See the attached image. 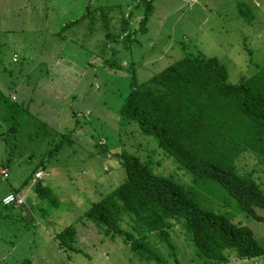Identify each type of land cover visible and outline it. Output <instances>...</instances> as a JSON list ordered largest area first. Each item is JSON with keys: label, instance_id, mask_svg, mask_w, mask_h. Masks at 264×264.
<instances>
[{"label": "rangeland", "instance_id": "1", "mask_svg": "<svg viewBox=\"0 0 264 264\" xmlns=\"http://www.w3.org/2000/svg\"><path fill=\"white\" fill-rule=\"evenodd\" d=\"M240 4L252 20L240 14ZM152 6L147 32L142 34L137 31L144 7L140 0H0V97L14 93L18 105L24 104L27 110L23 120L28 123L15 137L0 136V169L9 175L8 179L0 176V261L5 264L24 260L28 264H156L140 261L121 237L111 240L83 218L92 203L124 178L115 159L97 155L93 145L97 141L104 142L108 152L137 153L141 161L149 155L154 163L159 162L153 166L155 174L207 191L193 185L191 175L177 167L154 139L141 135L136 125H119V109L130 91L132 71L141 84L186 56L217 58L231 84L250 78L264 67V0H153ZM86 8L106 11L109 29H104L99 12H92L57 34L63 24L86 13ZM120 13L131 16L128 30L120 25ZM128 31L134 42L122 44ZM107 32L120 39L107 41ZM103 60H114L118 69L103 65ZM2 103L0 134L7 126L2 122ZM66 134L72 144L55 151ZM40 163L45 164L40 171L49 173L41 181L58 200L56 209L45 201L38 204L31 184L23 187ZM237 166L241 171L258 169L264 191V167L256 159L243 156ZM8 191H19L25 205L22 211L14 207L7 218L2 196ZM205 198L213 196L205 193ZM36 204L49 215L42 217L39 210L31 216ZM218 204L214 210L234 211L232 221L248 227L264 251V223ZM256 213L264 218V210ZM70 225L76 230L74 248L80 253L64 252L52 239ZM153 239L148 236V245L156 244L166 264H176L174 253L184 258L178 260L181 264H200L191 253L194 246L184 225L175 227L169 242L161 243L157 236ZM228 264H262V260L232 257Z\"/></svg>", "mask_w": 264, "mask_h": 264}, {"label": "trees", "instance_id": "2", "mask_svg": "<svg viewBox=\"0 0 264 264\" xmlns=\"http://www.w3.org/2000/svg\"><path fill=\"white\" fill-rule=\"evenodd\" d=\"M140 1L144 2V7L138 15L137 31L145 34L153 12V0ZM238 11L244 18L253 19L252 15L246 16L241 4ZM92 12H99L104 29H109L104 15L106 11L86 8V13L63 24L57 34L78 25ZM121 14L120 25L122 23L125 28L130 21L132 27L130 14ZM115 38L118 41L120 36L105 33L107 41ZM126 40L134 42L131 31L121 38V43ZM103 65L118 69L114 60H103ZM13 94L5 99L0 97L3 102L2 122L7 125L6 131L0 134L3 139L4 135L15 137L21 127L28 126L23 120L27 110L24 104L18 105ZM29 102L30 99L26 101ZM119 119V125H136L141 135L154 139L158 148L172 158L177 167L191 175L193 185L207 191H197L171 177L155 174L153 166H159V162L154 163L149 155L141 161L137 153L108 152L105 143L97 141L93 144L97 155L115 159L124 178L117 187L92 203L83 218L107 238L121 237L122 243L129 246L132 254L142 262L166 264L156 244L148 245V236L152 239L157 236L161 243L169 242L170 233L181 224L194 246V250L190 247L191 253L200 264H228L232 257L240 261L261 259L264 264V251L254 233L233 222L234 211L227 208L232 207L238 214L243 213L264 223V218L256 213V210H264V191L257 174L260 171L255 167L241 171L237 166L241 157L249 156L264 167V67L238 84L228 81V71L217 58L199 55L181 58L141 84L132 71L130 91L119 109ZM65 143L72 144L68 134L60 138L54 150L59 151ZM51 156L50 153L48 159ZM9 161L11 159L7 158L6 164ZM44 167L45 164H38L23 182V187L31 184L36 202L45 201L56 209L58 200L41 181L44 176L32 182L35 174ZM46 173L45 177H48L49 173ZM211 185L217 189L209 190ZM205 193L212 194L213 198H205ZM216 202L219 207L227 209L216 212ZM38 204L31 209V216L40 210L42 217H47L48 210H41ZM22 207L18 208L22 211ZM13 208L3 207L2 210L9 213L7 218ZM52 239L64 252L80 253L74 248L76 230L73 225L62 229ZM171 256L176 264H181L184 259L177 257V253ZM27 262L24 260L18 264ZM0 264L5 263L0 261Z\"/></svg>", "mask_w": 264, "mask_h": 264}, {"label": "built area", "instance_id": "3", "mask_svg": "<svg viewBox=\"0 0 264 264\" xmlns=\"http://www.w3.org/2000/svg\"><path fill=\"white\" fill-rule=\"evenodd\" d=\"M0 175L3 179L8 178V172L5 169H0ZM48 175L47 173L43 174V172H38L35 174L34 179L32 182H36L37 179H41L43 176ZM2 205L3 206H13V207H22L25 205L24 198L21 195L10 193L7 194L5 197L2 198Z\"/></svg>", "mask_w": 264, "mask_h": 264}, {"label": "crops", "instance_id": "4", "mask_svg": "<svg viewBox=\"0 0 264 264\" xmlns=\"http://www.w3.org/2000/svg\"><path fill=\"white\" fill-rule=\"evenodd\" d=\"M13 191H8L7 193H5L3 196H2V198L3 197H5L7 194H10V193H12ZM18 195H20L19 193H17ZM23 197V196H22Z\"/></svg>", "mask_w": 264, "mask_h": 264}]
</instances>
